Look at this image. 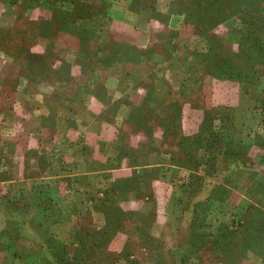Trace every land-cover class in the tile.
Instances as JSON below:
<instances>
[{
    "label": "rangeland",
    "instance_id": "rangeland-1",
    "mask_svg": "<svg viewBox=\"0 0 264 264\" xmlns=\"http://www.w3.org/2000/svg\"><path fill=\"white\" fill-rule=\"evenodd\" d=\"M28 1L0 0V52L11 62L8 78L50 77L49 86L26 90L56 97L43 103V146L51 148L74 130L76 146L83 149L91 140L82 128L86 107L117 113L127 107L125 114L135 101L136 127L155 143L154 180L167 178L172 186L165 197L162 183L151 184L153 196L137 211L116 205L118 196H91L89 189L99 191V183L89 184V193L83 187L70 192L66 181L49 179L23 197L0 182V264H18L11 255L15 247L37 255L38 241L51 248L59 240L73 254L92 238L108 243L115 264H248L251 253L264 259V210L239 199L247 190L244 179L261 180L264 174L253 169L264 163V151L250 155L263 149L264 137L245 144L240 133L241 112L264 111V65H259L264 55L247 61L240 52L246 34L261 33L246 26L259 28L264 0H36L34 6ZM78 15L85 20H74ZM250 34L244 44L258 51ZM58 59V68L50 70ZM224 64L235 69L232 77L222 75ZM119 92L124 101L107 107L104 99ZM58 105L64 109L51 118ZM114 126H107L105 137L115 133ZM109 153L114 158L115 152ZM65 155L71 163L67 150ZM141 174L152 175L141 170L128 175L142 189L148 181ZM118 182L125 183L114 176L104 190H118L123 186ZM104 228L102 238L97 231ZM120 252L129 254L124 259Z\"/></svg>",
    "mask_w": 264,
    "mask_h": 264
},
{
    "label": "crops",
    "instance_id": "crops-1",
    "mask_svg": "<svg viewBox=\"0 0 264 264\" xmlns=\"http://www.w3.org/2000/svg\"><path fill=\"white\" fill-rule=\"evenodd\" d=\"M53 51L51 48L52 55L55 54ZM8 53L13 52L8 51ZM3 58L0 52V66L4 70L0 71V182L1 184L6 183L5 187L8 193L14 194L18 192L23 197H31L32 194L28 192L30 188L36 186L38 183L51 180L54 184L66 181L70 192H73L75 188L79 189L82 187L85 191H88L89 184L96 185L99 183L97 186L102 187L99 191L94 192L96 186L89 189L93 191L91 192L92 194L90 193L91 196L95 195L97 198L108 196V198L113 199L118 196L114 200V203L116 205L119 204L123 210L132 206L137 211H141L140 206L146 205L147 199L149 198L148 195H152L150 185L160 182L164 185V193L165 197H167V192L170 190L169 186H172V183L163 177L154 180L156 177L155 170L157 168L154 158L156 154L155 143L154 139H150L144 131L136 127L135 117L133 116L135 112L132 109L133 105H131L135 101L131 102L129 100L131 102H129L130 104L128 103L130 107L128 110L130 112H126L125 114L123 110H127V107L119 109L118 113L117 111H104L105 107H101L98 111L92 110L89 106L86 107L88 117L87 120L85 119L83 121L85 123L82 124V128L85 135L91 136V140H85L83 149L76 146L74 140L76 133L74 130L71 134H66L55 143L53 142L54 145L52 144L51 148L47 146V143L46 147H44L42 136L46 131L44 127L46 117L43 103L47 100L56 101V97L52 94L39 96L38 93H27L26 90L30 86L37 87L45 84V82L50 80V77L45 82L37 81L35 75L30 79L29 77L24 78L21 76L19 78H8L7 74L10 75V71L12 70L10 66L11 62ZM55 62L52 60L48 65L50 70H56L58 68L60 59L55 60ZM101 64L106 65L102 62ZM27 68L28 64H25L23 70H27ZM3 74L4 76H2ZM52 78L56 80L55 76ZM45 85L49 86V84ZM104 86L111 87L108 84H104ZM119 93V97L116 96L110 99V96H107L104 99L107 102V107L120 105L117 104L118 99L124 101V97L121 95L122 93ZM61 109H64V107L58 105L55 114H52L51 118H54V116L57 117L60 114L59 111H62ZM263 112H257L256 110H245L241 112L240 117L242 119L240 122L243 125L240 133L241 139L244 140L245 144L246 141L258 140L264 137L262 136L264 135ZM109 119L111 122H109ZM249 121H253L252 126ZM111 124L115 125V133L111 137H105L108 136L107 126ZM78 127L81 126L79 125ZM52 129L56 132V128L52 127ZM119 134L122 136L121 139H117ZM260 144L263 149L259 147L258 153L257 149H253L250 155L254 154L255 156L259 152L263 153L264 141ZM143 149H147V152H140ZM66 150L68 151V156L71 158V163L65 161ZM109 150L115 152L114 158L109 155L111 154ZM166 162L172 164L170 160ZM254 166L253 169L258 171V174L262 171L264 173V163L255 164ZM134 170L152 173L151 176L149 174L147 176L141 174L148 181L146 187L141 189L135 186L137 185L134 183L135 179L128 175ZM111 172L115 173L112 176H115L116 180H122L125 183L118 182L123 186L108 194L104 189H107L110 182H113V177H110ZM260 175L261 180L259 179V175L255 178H248L247 176L244 179V185L247 190L246 193L244 192L243 198L240 196L239 199L243 200L245 198V203L260 204V206H256L264 210V174ZM77 177H82V179L79 181ZM256 181H259L258 183L260 184L259 191L253 189V184ZM126 183L133 184V187L131 185H128V187L125 186L124 184ZM69 190H65L61 194L69 192ZM140 190H143V194ZM60 196L58 195V197ZM254 205L250 204L249 206L256 207ZM244 213H247V210ZM67 237L63 235V239ZM247 258H249L247 259L248 264H263L264 262V259L257 254L251 253V255H247Z\"/></svg>",
    "mask_w": 264,
    "mask_h": 264
},
{
    "label": "trees",
    "instance_id": "trees-1",
    "mask_svg": "<svg viewBox=\"0 0 264 264\" xmlns=\"http://www.w3.org/2000/svg\"><path fill=\"white\" fill-rule=\"evenodd\" d=\"M28 1V0H27ZM30 1V2H29ZM29 6H34L35 4H38L39 2H37L36 0H29ZM68 1V3L72 2L73 4L76 3L75 0H66ZM16 0H10V3H15ZM261 12V11H259ZM85 20L84 15H78L77 17L74 16V20ZM69 17H67L64 21H69ZM60 23V20H59ZM260 26L259 28H257L256 26H253V28L251 29L250 27L246 26V29H250L251 31L260 29V35L256 36L255 34H246V36H244V41H242L240 43V52H243V55L246 57L247 61H251L254 60L258 57H256V55H260L263 56L264 54V47L261 45L262 43H264V18H260ZM249 30V31H250ZM249 34L252 36V38H254L255 40H253L254 42H256V44H258L260 46L258 51H254L253 49L248 48L247 46H245L244 42H246V40L249 39ZM264 57V56H263ZM262 57V58H263ZM259 60H261L259 58ZM256 63L251 64V67H255ZM259 65H264V61L261 60L259 62ZM232 66V65H231ZM226 72L227 76L229 73H231L228 77H232L233 72L235 71V69H233L232 67H230V64H224L223 67L221 68V73L223 74ZM233 152V149L231 150ZM216 189H218L216 187ZM103 202H106V200H103ZM107 228V227H106ZM104 228L102 230L97 231L98 235L101 236L103 238V235L107 232V229ZM91 236V234H88ZM92 237V236H91ZM222 238V236H220ZM220 243V239H217ZM58 243L55 244L56 246H52L51 248L49 246H46L44 243L38 241L39 245H36L39 249L38 254L37 255H33V253H31L30 251H24V250H20L18 247H15L13 252H11L12 256L15 257V259H17L18 264H23V262H27L29 264H97V261H99L100 264H115L114 262V258L115 256H113V253L110 252L108 250V243H104L101 240H97V239H90V241L84 242L81 241L77 246H75L74 250H73V254L70 253V250L67 252L68 250V246L66 247V244L63 242H60L59 240H57ZM1 243V242H0ZM219 243L217 244V246L219 247ZM142 245L144 246V248L146 249L147 246L142 243ZM61 246V249H59V247ZM70 248V246H69ZM0 249H3V246L0 244ZM37 251V250H36ZM129 253H126L124 256L122 255V253L120 252L119 255L121 257H123L124 259H126L125 257L128 255ZM227 254H233V250L230 249ZM101 256L100 258H97V256ZM31 258V259H30ZM160 260L156 261V263H159ZM155 263V264H156Z\"/></svg>",
    "mask_w": 264,
    "mask_h": 264
}]
</instances>
